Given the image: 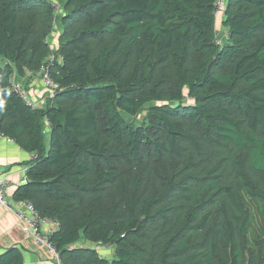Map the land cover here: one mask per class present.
Listing matches in <instances>:
<instances>
[{"label":"trees","instance_id":"obj_1","mask_svg":"<svg viewBox=\"0 0 264 264\" xmlns=\"http://www.w3.org/2000/svg\"><path fill=\"white\" fill-rule=\"evenodd\" d=\"M219 1L60 0L53 55L50 1L0 0V138L32 154L12 199L61 264H264V0L221 1L220 45ZM43 65L31 109L11 82Z\"/></svg>","mask_w":264,"mask_h":264},{"label":"crops","instance_id":"obj_2","mask_svg":"<svg viewBox=\"0 0 264 264\" xmlns=\"http://www.w3.org/2000/svg\"><path fill=\"white\" fill-rule=\"evenodd\" d=\"M35 77L34 73L28 71L22 77L13 76L30 98L38 102L46 96L47 91ZM31 158L32 154L22 150L13 141L8 142L7 138H0V174L6 176L10 182L7 196L10 202H14L12 196L17 187L26 183V172ZM49 228L47 224L43 226L44 230ZM13 249L22 256V264H53L51 255L26 237L17 219L0 207V256ZM98 253L109 258L104 256L101 250Z\"/></svg>","mask_w":264,"mask_h":264},{"label":"built area","instance_id":"obj_3","mask_svg":"<svg viewBox=\"0 0 264 264\" xmlns=\"http://www.w3.org/2000/svg\"><path fill=\"white\" fill-rule=\"evenodd\" d=\"M50 6L55 13L52 20L53 26H55L57 24V16L61 13V9L58 4H54L51 1ZM218 9L219 6L215 8V14ZM227 37L228 35L226 34L225 39H227ZM215 43L219 45L221 44V41L217 39V36L215 37ZM47 69L48 68L43 65L36 73V76L40 77L42 85L47 91L46 96L38 102L29 98L26 94V90L21 84L15 79H12L11 85L13 91L18 94L31 109L43 106L46 99L53 98L55 91L58 90L57 85L51 79ZM7 141L12 142V140L8 138ZM9 187L10 182L7 177L0 174V207L17 219L26 237L32 239L38 246L44 248L51 255L53 264H61L60 255L57 252L55 245L50 241V235L57 227L58 223L52 218L41 216L34 205L27 200L10 202L7 199ZM45 224L50 227L48 230L43 229Z\"/></svg>","mask_w":264,"mask_h":264},{"label":"rangeland","instance_id":"obj_4","mask_svg":"<svg viewBox=\"0 0 264 264\" xmlns=\"http://www.w3.org/2000/svg\"><path fill=\"white\" fill-rule=\"evenodd\" d=\"M52 3L54 4H58L61 5L60 0H50ZM223 2V0H220ZM218 2L216 7L219 6V9L216 13V20H215V29H216V36L217 39L221 41L226 38V31L223 29L222 24H221V19H222V10H223V4H221V2ZM52 33H51V37L49 39V44L51 47V50L53 51V55L56 53V50L58 48L59 45V41H60V37L62 34V28L60 27V25L57 24L55 26H53ZM42 85V80L40 79V77H35ZM23 87V86H22ZM24 88V87H23ZM27 96L30 98L29 94L26 92ZM146 118V113H141L140 115L134 117L132 120L128 119V122H131V124H141ZM82 244L85 245H89L91 247L96 248L98 251L101 250V252L104 254V256L109 257L108 259H112L114 258V250L111 249L110 247L107 246H96L93 244H89L87 242H83Z\"/></svg>","mask_w":264,"mask_h":264},{"label":"water","instance_id":"obj_5","mask_svg":"<svg viewBox=\"0 0 264 264\" xmlns=\"http://www.w3.org/2000/svg\"><path fill=\"white\" fill-rule=\"evenodd\" d=\"M25 182H26V180H25Z\"/></svg>","mask_w":264,"mask_h":264}]
</instances>
